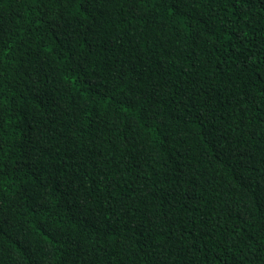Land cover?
<instances>
[{
  "label": "trees",
  "instance_id": "16d2710c",
  "mask_svg": "<svg viewBox=\"0 0 264 264\" xmlns=\"http://www.w3.org/2000/svg\"><path fill=\"white\" fill-rule=\"evenodd\" d=\"M0 264H264V0H0Z\"/></svg>",
  "mask_w": 264,
  "mask_h": 264
},
{
  "label": "snow or ice",
  "instance_id": "6c2138e0",
  "mask_svg": "<svg viewBox=\"0 0 264 264\" xmlns=\"http://www.w3.org/2000/svg\"><path fill=\"white\" fill-rule=\"evenodd\" d=\"M236 0H233V5L235 4Z\"/></svg>",
  "mask_w": 264,
  "mask_h": 264
}]
</instances>
